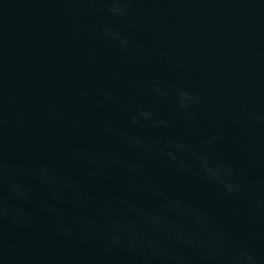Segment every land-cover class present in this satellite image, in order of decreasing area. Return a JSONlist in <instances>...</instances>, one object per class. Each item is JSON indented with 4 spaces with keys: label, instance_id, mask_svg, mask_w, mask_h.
Wrapping results in <instances>:
<instances>
[{
    "label": "water",
    "instance_id": "obj_1",
    "mask_svg": "<svg viewBox=\"0 0 264 264\" xmlns=\"http://www.w3.org/2000/svg\"><path fill=\"white\" fill-rule=\"evenodd\" d=\"M142 111L165 126L134 124ZM129 135L207 148L245 195L192 153H175L190 175ZM0 162V206L27 214L0 224V264H222L187 242L209 238L184 206L213 221L225 254L264 260V0H0Z\"/></svg>",
    "mask_w": 264,
    "mask_h": 264
},
{
    "label": "clouds",
    "instance_id": "obj_2",
    "mask_svg": "<svg viewBox=\"0 0 264 264\" xmlns=\"http://www.w3.org/2000/svg\"><path fill=\"white\" fill-rule=\"evenodd\" d=\"M112 12H122V9L119 8H113L111 9ZM107 31V29H105ZM122 44L126 45L128 41L122 40ZM108 96V99H111V96L106 93ZM181 95L185 97L186 99H197L194 96H191L188 93L181 92ZM184 107H187V105H183ZM189 119H195L194 114L188 113ZM252 117L254 119H260V117H257L254 113L252 114ZM140 118H143L144 121H152L153 127H161L165 126V122L162 120H155L152 113L147 111H142L139 113V115H133L131 117L132 122L134 124L140 123ZM111 130V129H109ZM125 142L136 151L142 152V153H148L153 152L158 156L164 157L166 156L172 161H175L179 164L181 168H183L186 172H188L190 175L193 174L192 169L188 167L187 164L183 160H180L176 152L179 153H192L195 160L199 161L200 164V170L203 174H205L208 178L216 181L220 185L223 186L225 191L232 197H240L245 195L242 185L236 180V172L235 169L231 166L217 161L215 165L211 164L209 161V150L207 148L202 149L201 151L204 154H196L192 151L191 147L189 145L176 142L174 140H169L168 144L169 147L174 149L173 151H165L163 148H161L159 145H150L146 143L144 140H142L139 137L135 136H126ZM208 145H211L213 143L212 140H209L206 142ZM133 171H137V167L135 164L130 165ZM8 170L6 165H3L2 162H0V177L4 175V173ZM43 176L49 184H51V180L48 179L47 172L43 173ZM12 191L16 195L17 198H20L22 195L27 198V193H23L22 189L19 185H12ZM77 195V202H79L80 193L79 190L76 192ZM250 202L257 208L261 207L260 201L256 200L255 198H252L249 194ZM167 199V197H165ZM169 204L175 208L179 209L182 207L179 201H171L169 200ZM133 211H136L133 209ZM184 211L186 214H188L195 222V225L197 226L198 231L206 233L208 236L207 242H202L200 239V236L197 235L196 232L189 233L187 242L189 244L194 245L195 247L201 249V250H207L210 255L214 258L219 259L222 261V264H264V260H261V258L257 257L255 253L247 248V247H238L234 249L233 251L225 254L224 252V240L223 237L214 229L213 227V221L208 218L206 215L201 213L199 210L190 207V206H184ZM27 218V214L24 210H13L9 211L8 209L4 208L3 206H0V224H2L4 221H8L12 224H19L22 222V220ZM152 222L156 223L157 218L153 217ZM82 224H85L86 222L82 221ZM129 238L127 241V244L131 248H135V244L137 242V236L133 232H129ZM178 238H182L180 236V233H177ZM112 241L116 245H120L122 243H125L120 239L118 235H113L111 237ZM149 247H158L154 245V242H149ZM177 260L180 259V257L176 258Z\"/></svg>",
    "mask_w": 264,
    "mask_h": 264
}]
</instances>
